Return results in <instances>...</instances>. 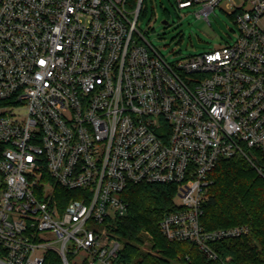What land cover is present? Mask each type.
<instances>
[{
  "label": "built area",
  "instance_id": "built-area-1",
  "mask_svg": "<svg viewBox=\"0 0 264 264\" xmlns=\"http://www.w3.org/2000/svg\"><path fill=\"white\" fill-rule=\"evenodd\" d=\"M176 2L223 7L237 38L169 62L144 0H0V264H128L115 230L137 183L176 186L161 231L208 259L250 232L201 215L220 161L264 176V0Z\"/></svg>",
  "mask_w": 264,
  "mask_h": 264
},
{
  "label": "trees",
  "instance_id": "trees-1",
  "mask_svg": "<svg viewBox=\"0 0 264 264\" xmlns=\"http://www.w3.org/2000/svg\"><path fill=\"white\" fill-rule=\"evenodd\" d=\"M211 177L201 223L206 230L247 224V235L215 243L219 259H208L197 245L170 242L161 231L163 214L177 208L174 184H130L123 193L129 210L115 230L120 258L128 264H264V177L242 156L220 161ZM146 239L155 253L142 249ZM48 257L59 264L55 253Z\"/></svg>",
  "mask_w": 264,
  "mask_h": 264
},
{
  "label": "rangeland",
  "instance_id": "rangeland-1",
  "mask_svg": "<svg viewBox=\"0 0 264 264\" xmlns=\"http://www.w3.org/2000/svg\"><path fill=\"white\" fill-rule=\"evenodd\" d=\"M199 9V6L179 9L176 0H144L139 28L169 62L195 56L235 41L237 26L226 9L216 7L208 19L196 14ZM164 19L168 21L167 24L163 23ZM261 26H264V20L261 21ZM141 247L155 253L148 239ZM80 257L78 255L76 259L80 260ZM171 264L179 263L172 261Z\"/></svg>",
  "mask_w": 264,
  "mask_h": 264
},
{
  "label": "water",
  "instance_id": "water-1",
  "mask_svg": "<svg viewBox=\"0 0 264 264\" xmlns=\"http://www.w3.org/2000/svg\"><path fill=\"white\" fill-rule=\"evenodd\" d=\"M163 23H164V24H167V23H168V21H167L166 19H164V20H163Z\"/></svg>",
  "mask_w": 264,
  "mask_h": 264
}]
</instances>
